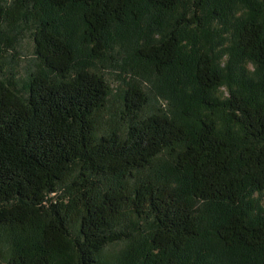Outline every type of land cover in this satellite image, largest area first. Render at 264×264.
<instances>
[{
    "label": "trees",
    "instance_id": "obj_1",
    "mask_svg": "<svg viewBox=\"0 0 264 264\" xmlns=\"http://www.w3.org/2000/svg\"><path fill=\"white\" fill-rule=\"evenodd\" d=\"M23 1L33 2L34 52L43 66L30 75L25 95L0 80V225L30 226L33 236L15 246L2 264H133L126 257L115 263L101 258L110 243L131 237L122 223L126 206L154 221L150 243L160 254L144 253L146 264H200L179 257L193 239L203 236L200 216L183 194V181L174 187L162 178L137 177L164 152L173 156L172 171L186 174L192 183L191 198L210 203L212 236L264 264V208L245 207L247 195L264 190V0H189L190 14H175L185 0ZM239 5L247 11L236 26V57L227 67L250 60L257 73L251 76L239 67V74L231 70L226 75L207 49L182 58V41L190 29L204 30L215 16L223 21L224 13ZM76 8L85 27L83 40L98 57L109 48L111 36H125L121 30L110 35L113 25L133 23L137 34L154 33L162 17L175 15L159 41L138 43L133 55L159 75L173 72L171 84L178 82L181 99L191 94L175 69L189 74L207 113L181 108L173 115L159 110L142 116L148 96L141 86L130 85L122 94L129 116L126 134L117 128L99 134L96 116L106 106L110 85L102 75L77 66V44L58 23L60 15L71 26L68 12ZM2 11L0 6V15ZM226 76L238 85L228 97H217ZM75 164L82 170L86 210L69 256L71 233L61 208L53 205L47 221L40 216L46 195L58 190ZM126 178L135 180L131 189ZM107 180L109 187L94 195Z\"/></svg>",
    "mask_w": 264,
    "mask_h": 264
},
{
    "label": "rangeland",
    "instance_id": "obj_2",
    "mask_svg": "<svg viewBox=\"0 0 264 264\" xmlns=\"http://www.w3.org/2000/svg\"><path fill=\"white\" fill-rule=\"evenodd\" d=\"M0 6L3 8L0 15V80L11 86L18 94L25 95L30 75L39 71L43 66L34 52V31L37 20L32 13L33 2L0 0ZM246 11L239 5L236 10L233 8L232 11H228L226 16L224 13L223 21L215 16L209 19L204 30L190 29L191 34L184 37L182 41V58L189 60V56H193L199 50H211L218 58L219 65L224 67L226 75L231 73V70L239 74V67H242L253 76L252 73H257V68L250 60H239L234 65L235 69L227 67L231 60H235V29ZM181 12L190 14L189 0H185L175 14ZM68 13L71 17V26L60 15H58V23L63 27L62 31L71 33L72 39L77 44L79 51L77 66H85L90 71L102 75L111 88L106 106L96 116L99 123V134L113 128L121 130L123 135L126 134L129 116H125L126 113L123 111L122 94L130 85L141 86L148 96L149 100L141 112L142 116L159 110L173 115V112H179L181 108L190 109L194 114H196L193 110L195 108L202 111L203 114L207 113V110L200 106L199 100L194 95L195 91L192 88L189 74L175 69V75L179 74L180 79L186 81L187 92L191 94V96L181 99L182 92L178 82L171 84L170 77L173 72L165 71L159 75L151 64L140 61L133 55V48L138 43L159 41L167 31L171 18L175 15L162 17L160 23L154 24L156 27L154 33H147L145 30L144 34H137L133 23L123 26L113 25L110 28V35L121 30L125 36L123 40H116L111 36L109 48L103 56L98 57L91 54L92 44L83 40L85 27L81 21L80 9L76 8L75 11ZM147 22L148 17H145L142 23L143 28L146 27ZM234 81L233 76L232 80L226 76V83L218 89L216 96L228 97L231 88L238 85ZM182 83L184 82H181V86H183ZM217 114L222 116L221 113ZM178 115H182V112ZM220 120L218 125L221 128L222 120ZM172 165L173 156L164 152L155 160L153 167L139 172L137 177L162 178L170 181L174 187H178L183 181V188L186 190L183 194L191 200L196 213L200 216L203 236L193 239L187 245L186 250L181 252L180 259L184 262L200 264H259L258 258L253 254L242 249H228L212 236L215 225L210 203L192 199V183L186 174H177L172 171ZM81 172L80 165L75 164L65 180L60 183L58 190L46 195L40 216V221H47L51 217L53 205L61 208L71 233L66 242V255L69 256L75 252V240L79 236L81 219L86 210L84 197H82L84 188L80 185L84 183ZM123 181L130 189L135 183L134 179L129 178ZM107 183L108 180L96 188L93 194L100 196L109 187L106 185ZM246 197L250 201L247 205L245 204L246 208L248 206L254 211L264 208V190L254 192L250 197L249 195ZM123 214L122 223L128 227L127 232L131 233V237L110 243L102 251L101 258L106 263H115L120 258L126 257L133 264H146L144 253H151L150 255L153 256L160 254L150 243L155 230L154 221L152 218L138 217L128 206L124 207ZM30 236H33V229L30 226L26 230H22L20 227L13 229L0 225V264L6 260L15 246L26 244L31 239ZM56 262L60 261L56 260Z\"/></svg>",
    "mask_w": 264,
    "mask_h": 264
}]
</instances>
